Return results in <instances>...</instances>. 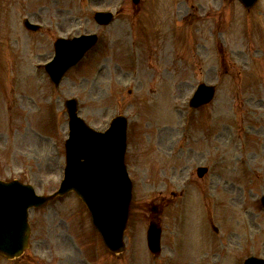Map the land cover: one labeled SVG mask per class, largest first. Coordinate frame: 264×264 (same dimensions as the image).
I'll use <instances>...</instances> for the list:
<instances>
[{
    "label": "rangeland",
    "instance_id": "1",
    "mask_svg": "<svg viewBox=\"0 0 264 264\" xmlns=\"http://www.w3.org/2000/svg\"><path fill=\"white\" fill-rule=\"evenodd\" d=\"M108 6L115 20L98 25L92 12ZM26 16L44 27L26 29ZM91 31L102 46L52 84L39 64L54 39ZM202 81L217 84L215 98L190 109ZM68 97L98 130L127 115L125 249L105 248L70 193L52 210L30 209L28 248L15 259L0 255V264H214L219 248L220 264L264 257V0L251 9L239 0H0L1 178L38 193L58 187ZM200 165L208 167L202 177ZM152 218L162 227L157 256L145 239ZM211 219L218 235L205 226Z\"/></svg>",
    "mask_w": 264,
    "mask_h": 264
},
{
    "label": "water",
    "instance_id": "2",
    "mask_svg": "<svg viewBox=\"0 0 264 264\" xmlns=\"http://www.w3.org/2000/svg\"><path fill=\"white\" fill-rule=\"evenodd\" d=\"M250 1L247 3H250ZM98 20L100 21V19ZM27 25L35 27L34 25ZM90 44L92 42L88 36H82L73 40H58L54 45L57 52V66L60 67L61 71L65 70L77 60ZM202 88L205 91H201L203 90ZM212 95L213 87L201 85L194 95L191 104L196 106L205 103ZM70 109L72 110V108ZM114 125L118 127L119 137H117L118 133L114 128H111L105 134L92 133L77 127L72 128V132L70 133L71 138L68 139L67 145L73 141L77 145L74 148V155H71V152L68 153L66 159L68 166L66 177L62 182V189L73 188L76 190L90 209L89 211L92 214L94 223L102 233L106 245L114 251H119L123 248L122 235L128 216L130 184L126 175H124L122 161L114 158V152L118 153L120 158L123 156L122 146L124 142L125 120L123 118L118 119ZM81 141H86L85 144L90 146H98L100 155L107 151V149L112 153L109 158L111 162L110 166H113L114 171L110 170L106 174L108 188L103 193L104 200H100L99 193L101 194V190L99 189L101 188H93L92 172H94L95 166L98 167L100 160L98 161L96 158L94 148L88 150L93 156L92 161L86 160L85 163L81 162L80 157L83 156L81 154V146H85L81 145ZM118 141L119 146L117 147ZM13 187L9 184L0 183V252L8 256L19 255L27 244L28 234L25 231L27 229L26 215H23L22 208L24 210L25 207L32 203L28 196H22V193L18 190L13 191ZM19 190L24 189L19 188ZM16 193H18V196H16ZM159 233V228L154 223H151L148 230V244L153 251L159 249ZM248 261H250V264H264V261L252 258Z\"/></svg>",
    "mask_w": 264,
    "mask_h": 264
}]
</instances>
